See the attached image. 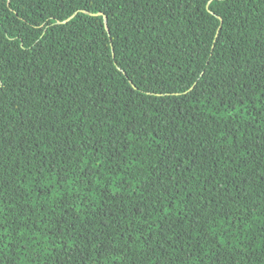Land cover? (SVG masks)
I'll return each mask as SVG.
<instances>
[{"label": "trees", "instance_id": "obj_1", "mask_svg": "<svg viewBox=\"0 0 264 264\" xmlns=\"http://www.w3.org/2000/svg\"><path fill=\"white\" fill-rule=\"evenodd\" d=\"M0 264H264V0H0Z\"/></svg>", "mask_w": 264, "mask_h": 264}, {"label": "water", "instance_id": "obj_2", "mask_svg": "<svg viewBox=\"0 0 264 264\" xmlns=\"http://www.w3.org/2000/svg\"><path fill=\"white\" fill-rule=\"evenodd\" d=\"M105 20L107 21V18H105Z\"/></svg>", "mask_w": 264, "mask_h": 264}]
</instances>
